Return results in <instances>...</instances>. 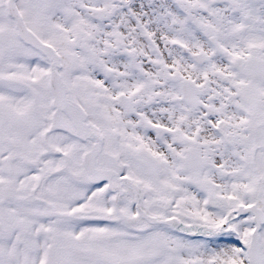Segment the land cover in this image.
I'll return each instance as SVG.
<instances>
[{"label":"snow or ice","instance_id":"snow-or-ice-1","mask_svg":"<svg viewBox=\"0 0 264 264\" xmlns=\"http://www.w3.org/2000/svg\"><path fill=\"white\" fill-rule=\"evenodd\" d=\"M0 264H264V0H0Z\"/></svg>","mask_w":264,"mask_h":264}]
</instances>
